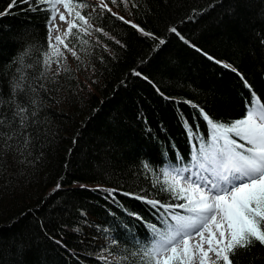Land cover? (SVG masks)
<instances>
[{
	"label": "trees",
	"instance_id": "16d2710c",
	"mask_svg": "<svg viewBox=\"0 0 264 264\" xmlns=\"http://www.w3.org/2000/svg\"><path fill=\"white\" fill-rule=\"evenodd\" d=\"M82 2L88 25L65 38L76 55L58 44L57 56L47 4L0 0V97L19 82L36 112L26 132L0 137V264H136V241L172 222L161 205L184 203L161 190V170L211 151L199 109L231 123L252 92L264 102V0H104L111 12ZM234 264H264V246Z\"/></svg>",
	"mask_w": 264,
	"mask_h": 264
},
{
	"label": "snow or ice",
	"instance_id": "6c2138e0",
	"mask_svg": "<svg viewBox=\"0 0 264 264\" xmlns=\"http://www.w3.org/2000/svg\"><path fill=\"white\" fill-rule=\"evenodd\" d=\"M111 2L116 3V0ZM17 3L29 4L33 10H37L39 4H47L50 12L49 47L53 55H62L57 45L52 43L53 39L76 55L68 48L65 38L74 35L73 29L79 27L77 20L88 25L87 18L79 10L88 5L82 0H12L9 8ZM99 4L101 8H107L104 0H99ZM59 6L65 11L61 12ZM107 10L111 12L110 8ZM73 14L75 18L70 19ZM57 16L67 27L62 34L53 36V32H61V26L56 24ZM120 19L123 20V17ZM83 30L87 31V28ZM171 31L175 33L177 30L172 28ZM163 43L160 40V44ZM224 67L231 68L227 64ZM231 70L236 71L235 68ZM241 79L251 91V85L242 75ZM22 92L23 86L14 81L8 99L0 97V108L6 106L10 113L9 116L0 111V129H8L0 131L5 145L16 136L17 131L20 134L26 132L30 117L36 115L18 99V94ZM30 103L34 105L36 101L31 100ZM248 104L245 116L231 123L216 121L202 108L199 109L204 121L210 125L211 151L200 150L193 165L196 171L176 167L161 170L167 184V189L161 190L173 193L176 199H182L184 203L161 205L172 222L165 217L163 228L152 225V239L147 244L136 241V250L131 253L139 258L136 264H234L238 250H250L257 243L264 246V102L252 92ZM184 123L190 139L195 140L200 135L199 126L193 129L187 120ZM144 168L151 170L147 162ZM136 198L143 199L139 196ZM147 203L153 206L160 204L157 200ZM174 208L183 209L186 214L168 211ZM112 243L117 241L112 240Z\"/></svg>",
	"mask_w": 264,
	"mask_h": 264
},
{
	"label": "rangeland",
	"instance_id": "374dc122",
	"mask_svg": "<svg viewBox=\"0 0 264 264\" xmlns=\"http://www.w3.org/2000/svg\"><path fill=\"white\" fill-rule=\"evenodd\" d=\"M59 7H60V11L61 12L65 11L62 6H59ZM70 19H71V17H70ZM56 24L61 26V32L60 33L53 32V36H55L56 34H62L64 29H66V27H67L66 24H62V22L59 21V17L58 16H57V19H56ZM49 27H50V25H49ZM52 43L56 44L57 47H59L58 42H56L54 39L52 40ZM51 68L52 69H56V70L59 69L58 62H56V61L51 62ZM190 170L191 171H196L197 169L195 167H192V168H190ZM188 174L189 173H185V175H188ZM196 239L198 240L199 238L197 237ZM190 243H192V242H190ZM205 247H206V245H205Z\"/></svg>",
	"mask_w": 264,
	"mask_h": 264
}]
</instances>
